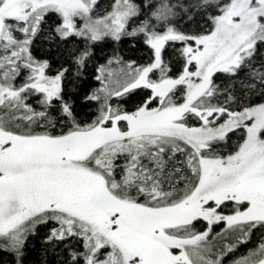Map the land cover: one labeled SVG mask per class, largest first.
<instances>
[{
    "label": "snow or ice",
    "instance_id": "1",
    "mask_svg": "<svg viewBox=\"0 0 264 264\" xmlns=\"http://www.w3.org/2000/svg\"><path fill=\"white\" fill-rule=\"evenodd\" d=\"M0 264H264V0H0Z\"/></svg>",
    "mask_w": 264,
    "mask_h": 264
}]
</instances>
